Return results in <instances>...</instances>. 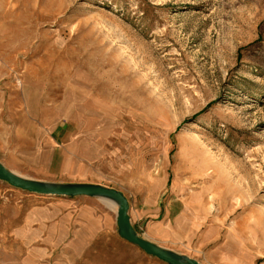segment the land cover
Wrapping results in <instances>:
<instances>
[{"label":"rangeland","instance_id":"obj_1","mask_svg":"<svg viewBox=\"0 0 264 264\" xmlns=\"http://www.w3.org/2000/svg\"><path fill=\"white\" fill-rule=\"evenodd\" d=\"M5 106L36 141L0 137L1 163L19 149L20 169H38L39 133L65 128L55 182L122 192L141 237L201 264H264V0H0ZM54 198L0 181V264L37 261L6 233ZM81 199L65 210L88 245L72 264H158L118 240L113 208ZM185 208L178 237L191 239L161 240Z\"/></svg>","mask_w":264,"mask_h":264},{"label":"crops","instance_id":"obj_2","mask_svg":"<svg viewBox=\"0 0 264 264\" xmlns=\"http://www.w3.org/2000/svg\"><path fill=\"white\" fill-rule=\"evenodd\" d=\"M54 120L58 119L57 116L53 115ZM50 118V117H48ZM48 118H45L44 122L47 125V120ZM0 137L4 136H10L12 135L17 139L18 142H22L25 140L28 143L35 142V139L32 138H26L23 139L24 132L18 128V125L15 122V114L12 110V108H7L5 106V109L3 108L2 110L0 109ZM44 123V124H45ZM39 137H41L46 144L48 145L47 150L43 153L42 156H38V160L40 161L38 165V169H34L32 171H27L23 172V170L20 169V167L23 165V162H27L26 157L22 154L21 150L16 149L14 150L15 152H12L11 157L9 158L8 162H3L2 164L9 169L10 171L14 172L15 174H18L22 176V174L27 175L26 178L33 179V180H39V181H49V182H55V178L57 176H62V174L66 173L63 170V167L61 169H57V171H54L52 173L51 171V158L54 157L52 156V153H56L58 149V143L63 144L66 138V130L65 128H56L53 127L51 128L48 133H39ZM11 139H7L6 142L10 141ZM39 140V139H37ZM4 141V139H2ZM37 159V158H36ZM22 172V173H21ZM25 177V176H23ZM64 180V179H63ZM62 183H69L70 181H58ZM72 183V182H70ZM81 183H91V182H81ZM93 184H99V183H93ZM84 198V197H82ZM81 201L80 203L85 208V210L91 211L93 215L96 214V211H98V208H93L90 207V205L93 203H103L105 204L108 210H111L112 208L108 205V202H102L96 199H89V198H84L79 200ZM77 201H73L70 199H62V198H54L53 200H48L47 206L44 207H38L35 212H31L29 217L27 219L24 218L23 212L20 214V224L21 226L17 228L15 231H11L7 234V239H10L12 241H15L16 245H21L23 247L25 244H28L31 242V246L33 247V250H35V255L37 254V261L30 263L28 259L30 258H25L27 260H21V263L19 264H72L70 261L68 255L70 256H81L84 251H82L83 247H87L88 245L84 242L82 246V240H85V238L82 237V235L75 234L74 229L80 228V231L82 232L81 228L83 229V223L79 220L77 215H74L73 213L66 212L67 208L72 205V204H77ZM90 207V208H89ZM98 207V206H97ZM104 211V208H103ZM61 212V213H59ZM187 211V208H185L183 211H178L175 213V218L177 219V222L175 225L171 226L169 223L162 227H164V230H160V236L161 240L163 239H168L170 242H176L179 240H190L191 236H185L183 238L178 237L179 234V225H181V220L185 217ZM171 213V208H167L164 211V214L166 216H169ZM108 219L111 218L110 215H108ZM32 224L31 226L34 228L33 231L30 232H25L23 229L24 224ZM81 224V225H80ZM69 225L70 227H73V230L70 231L73 234L71 235L69 233ZM80 225V226H79ZM148 229V235L150 237H155V234L157 235V231L155 229V226H150ZM105 232L104 230H99L97 229V232L99 235ZM117 232V231H116ZM156 232V233H155ZM189 232V231H187ZM185 232V233H187ZM165 233V234H163ZM96 234L93 236V238H96ZM2 237V236H1ZM117 237L118 240H120L123 243L129 244L122 240L117 232ZM78 240V241H77ZM151 240V239H150ZM10 241V242H12ZM152 242H155V240H151ZM34 244V245H33ZM38 244L39 247L40 245L42 248H45L46 253H42L43 256H53L52 257V262H47V263H41L40 260L45 259L43 256L41 257V252L44 250H40L39 247H36L35 245ZM17 245V246H18ZM131 245V244H129ZM35 247V249H34ZM135 247V246H133ZM136 248V247H135ZM139 250L138 248H136ZM141 253L146 255L144 252L139 250ZM34 253V252H33ZM182 254V253H181ZM34 255V254H32ZM55 256V258H54ZM56 256H58V259H56ZM147 256V255H146ZM48 257V261H49ZM150 257V256H148ZM80 258V257H79ZM153 258V257H150ZM156 259V258H153ZM157 260V259H156ZM158 264H166L164 262H161L159 260ZM37 262V263H36Z\"/></svg>","mask_w":264,"mask_h":264},{"label":"water","instance_id":"obj_3","mask_svg":"<svg viewBox=\"0 0 264 264\" xmlns=\"http://www.w3.org/2000/svg\"><path fill=\"white\" fill-rule=\"evenodd\" d=\"M0 181L12 188L36 196L55 198L84 197L109 202L116 207L115 221L119 237L135 246L147 256L166 264H201L184 254L157 245L141 237L133 228L129 217V202L125 195L110 187L93 183H62L29 179L7 169L0 162Z\"/></svg>","mask_w":264,"mask_h":264},{"label":"bare ground","instance_id":"obj_4","mask_svg":"<svg viewBox=\"0 0 264 264\" xmlns=\"http://www.w3.org/2000/svg\"><path fill=\"white\" fill-rule=\"evenodd\" d=\"M111 89V88H110ZM115 89V88H114ZM115 91H116V89H115ZM125 91V90H124ZM123 91V92H124ZM116 93V92H115ZM119 93V92H118ZM99 94V93H98ZM123 94H125V93H123ZM116 95H118V94H116ZM100 96V95H99ZM111 96H113V95H111ZM115 96V95H114ZM91 98H93V97H91ZM101 98V97H100ZM116 98H118V97H116ZM95 99V98H94ZM102 100V99H101ZM106 100V99H105ZM119 100V99H118ZM97 101V100H96ZM122 102H124V101H122ZM96 103V102H95ZM107 103V102H106ZM109 103V102H108ZM107 103V104H108ZM119 103V102H118ZM121 103V102H120ZM124 104V103H123ZM104 105V104H103ZM106 106V105H105ZM123 106V105H122ZM99 107H101V106H99ZM108 107V106H107ZM121 107V106H120ZM103 108V107H102ZM89 109V108H88ZM105 110V109H104ZM114 110H116V109H114ZM118 111V110H117ZM110 112V111H109ZM121 112V111H120ZM119 112V113H120ZM112 113V112H111ZM121 114V113H120ZM112 115V114H111ZM119 116V115H118ZM99 118V117H98ZM118 118V117H117ZM99 123V122H98ZM101 124V123H100ZM96 126V125H95ZM103 126H105V125H103ZM101 127V126H100ZM106 127V126H105ZM95 128V127H94ZM109 128V127H108ZM102 129V128H101ZM105 129H107V128H105ZM110 129V128H109ZM95 130V129H94ZM96 130H98V129H96ZM102 132V131H101ZM104 132V131H103ZM103 135V134H102ZM104 135H105V132H104ZM110 135H111V133H110ZM108 137V136H107ZM105 138V137H104ZM150 179V178H149ZM153 180V179H152ZM150 190V189H149ZM151 191V190H150ZM151 193V192H150ZM107 203V202H106ZM108 205L111 207V208H113L115 211H116V207L114 206V205H112L111 203H109L108 202Z\"/></svg>","mask_w":264,"mask_h":264}]
</instances>
